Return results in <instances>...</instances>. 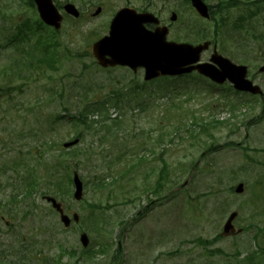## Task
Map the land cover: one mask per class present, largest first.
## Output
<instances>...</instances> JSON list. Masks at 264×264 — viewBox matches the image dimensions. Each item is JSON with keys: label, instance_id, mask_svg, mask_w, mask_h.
Masks as SVG:
<instances>
[{"label": "rangeland", "instance_id": "rangeland-1", "mask_svg": "<svg viewBox=\"0 0 264 264\" xmlns=\"http://www.w3.org/2000/svg\"><path fill=\"white\" fill-rule=\"evenodd\" d=\"M54 1L84 14L64 15L47 63L36 43L44 32L26 30V39L17 26L35 10L0 0V264H264V0H205L207 19L179 0ZM127 4L165 22L175 12V31L246 65L262 95L213 88L196 75L137 92L142 70L101 69L90 44ZM106 94L128 102L108 107L107 124L117 119V127L97 126L106 114L96 111L86 126L71 119L81 102ZM74 172L83 182L78 200ZM43 196L79 222L64 228ZM233 211L234 233L223 234Z\"/></svg>", "mask_w": 264, "mask_h": 264}, {"label": "water", "instance_id": "water-1", "mask_svg": "<svg viewBox=\"0 0 264 264\" xmlns=\"http://www.w3.org/2000/svg\"><path fill=\"white\" fill-rule=\"evenodd\" d=\"M40 17L44 22L60 27L62 17L58 14L51 0H34ZM193 6L202 16H207V8L201 0H191ZM65 10L78 16L77 9L72 4H66ZM98 8L95 14L99 13ZM175 19V16H172ZM145 22H157L152 15L147 13L136 14L135 10L123 8L117 12L110 26L109 34L91 46L93 56L102 66L107 65H129L133 69L138 66L144 67L145 79L157 77L159 75H182L191 71H197L199 74L209 78L215 83L230 81L234 88L240 91H247L253 94L260 93L257 86L245 79L246 68L236 66L227 59L214 53L210 63H197L200 59V53L207 48L208 43L198 46L188 44H176L166 42L165 37L167 28H156L153 32L146 31L143 27ZM264 71V66L260 68ZM76 143H65L68 147ZM75 192L74 197L79 199L81 196V182L77 175H74ZM242 184L236 187V192L242 191ZM52 206L60 213L62 222L67 226L69 218L63 214L60 204L53 198L48 197ZM236 216L232 213L226 221L223 232L228 233L232 229L231 221ZM74 220H78L76 214ZM84 246L88 243L85 234L80 236Z\"/></svg>", "mask_w": 264, "mask_h": 264}, {"label": "trees", "instance_id": "trees-1", "mask_svg": "<svg viewBox=\"0 0 264 264\" xmlns=\"http://www.w3.org/2000/svg\"><path fill=\"white\" fill-rule=\"evenodd\" d=\"M26 4L30 7H33L34 4L31 0H29V2H26ZM32 24H41L40 20H33L31 21ZM22 24V23H21ZM21 24L17 25L19 26V31L24 27H20ZM25 27H28L27 25H25ZM31 27H34L36 30H40L42 26H31ZM48 40H52V38H49ZM48 40H45L43 39L41 42L40 40H37L36 43L39 44L43 50H46V51H49V48L48 45H49V41ZM49 58V57H47ZM45 60V59H44ZM176 79V78H175ZM212 86V85H211ZM214 87V86H212ZM119 97H117L113 102L115 104V107H119V101H120V98H123V102H122V106H124L125 104V100H124V95L123 94H118ZM118 100V101H116ZM90 101H85V102H82L81 104V108L76 112L77 113V116H76V120L83 123V124H86L87 122V119H86V116L88 113L90 112H93V111H96V110H99V111H104L105 112V105L107 104L108 101H106V103L104 101H100V100H95L91 103H89ZM105 108V109H104ZM106 119V117H104V120ZM103 127V126H102ZM199 241L200 244H208V242H206L205 240L203 239H197ZM117 250V249H116ZM119 250V249H118Z\"/></svg>", "mask_w": 264, "mask_h": 264}, {"label": "flooded vegetation", "instance_id": "flooded-vegetation-1", "mask_svg": "<svg viewBox=\"0 0 264 264\" xmlns=\"http://www.w3.org/2000/svg\"><path fill=\"white\" fill-rule=\"evenodd\" d=\"M146 26H152V25L147 24Z\"/></svg>", "mask_w": 264, "mask_h": 264}]
</instances>
